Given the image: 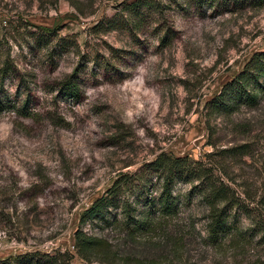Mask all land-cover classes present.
<instances>
[{
    "label": "rangeland",
    "instance_id": "374dc122",
    "mask_svg": "<svg viewBox=\"0 0 264 264\" xmlns=\"http://www.w3.org/2000/svg\"><path fill=\"white\" fill-rule=\"evenodd\" d=\"M153 3L0 0V67L8 55L17 72L0 84V261L67 252L71 264H264V95L230 114L207 106L264 53V0L201 13L192 0ZM73 75L77 99L59 90ZM160 153L205 163L249 213L221 204L227 228L215 240L200 183L181 179L178 212L147 232L126 227L120 208L118 223L80 224L122 174L143 176L155 196L145 165ZM122 192L138 218L149 196L140 183ZM78 229L116 260L79 258Z\"/></svg>",
    "mask_w": 264,
    "mask_h": 264
},
{
    "label": "trees",
    "instance_id": "16d2710c",
    "mask_svg": "<svg viewBox=\"0 0 264 264\" xmlns=\"http://www.w3.org/2000/svg\"><path fill=\"white\" fill-rule=\"evenodd\" d=\"M149 10H156L159 6L153 3V0H140ZM159 5V4H158ZM192 5L200 13L204 8L223 9L229 12L241 10L247 7H260L261 0H192ZM161 8L158 9V11ZM203 15V13H202ZM47 35L50 30L38 28ZM48 32V33H47ZM49 37V34H48ZM47 37V38H48ZM42 39V38H41ZM49 39V38H48ZM63 38L59 39L62 42ZM58 45V43H57ZM60 47V45L58 46ZM16 68L6 55L3 64L0 67L1 86L7 79L16 76ZM75 75L66 78L60 83L59 90L67 98L77 99L78 84ZM264 95V53L253 55L246 64L242 72L238 73L234 79L226 83L221 91L208 102V108L218 114H230L242 106H253L257 103L260 96ZM0 102V110L3 108ZM12 108V106H8ZM24 108L18 109L17 113L27 116ZM145 171L153 172L159 179V188L155 196L146 188L147 181L141 175L122 174L112 186L96 199L91 207L84 211L80 217V224L85 223H118L115 216L111 217L112 210L120 208L121 216L125 220L126 227L133 226V231L146 232L151 230L155 221L175 215L182 203L180 194L172 190L173 183L176 180H184L185 183H200L198 196L200 202L209 210V223L207 230L213 239L225 232L226 216L224 205H236L244 214H248L245 206L238 204L235 200L234 192L224 184L220 179L214 176L213 169L206 166L203 162H191L188 157H172L165 153L158 154L151 162L145 165ZM141 184V190L149 199L143 205L139 217L133 216L135 208L129 199L122 198L123 186L132 187V185ZM149 192V193H148ZM141 197V196H139ZM132 222V223H131ZM75 250L77 256L84 261H91L93 258L100 262L107 263L116 260L115 253H111L108 243L96 236H90L78 229L74 233ZM72 255L69 253L39 254L28 253L19 255L15 258H9L6 261H0V264H71Z\"/></svg>",
    "mask_w": 264,
    "mask_h": 264
}]
</instances>
